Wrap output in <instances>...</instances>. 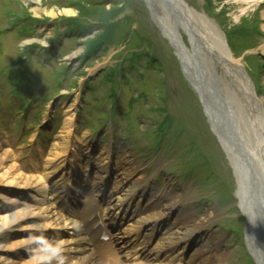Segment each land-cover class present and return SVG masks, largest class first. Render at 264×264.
<instances>
[{
  "label": "rangeland",
  "instance_id": "obj_1",
  "mask_svg": "<svg viewBox=\"0 0 264 264\" xmlns=\"http://www.w3.org/2000/svg\"><path fill=\"white\" fill-rule=\"evenodd\" d=\"M37 1L0 0V159L6 152L14 157L0 173V226L23 202L54 204L53 195L46 201L38 192H49L48 184L25 190L8 180L9 167L48 177V164L66 167L68 156L67 169L78 161H109L114 170L132 171L134 183L154 179L144 195L138 191L146 207L158 197L175 204L189 190L183 215L206 231L180 264L204 247L211 264H257L225 148L147 1ZM236 1L187 0L217 22L264 104V0ZM69 128L68 154L56 157ZM32 222L40 221L31 217L0 232V264H47L49 254L38 241L65 245L67 238L54 237V226L29 229ZM259 235L264 239L263 228ZM154 262L165 263L163 257Z\"/></svg>",
  "mask_w": 264,
  "mask_h": 264
},
{
  "label": "bare ground",
  "instance_id": "obj_2",
  "mask_svg": "<svg viewBox=\"0 0 264 264\" xmlns=\"http://www.w3.org/2000/svg\"><path fill=\"white\" fill-rule=\"evenodd\" d=\"M146 1L158 28L162 30L164 37L168 40L172 49H174L173 51L177 58L184 63V68L191 74L188 77L191 81V87L203 102L206 119H208L213 132L225 148L230 174L232 175L230 184L235 188V193L238 197L237 204L241 208L242 214L247 217L246 238L249 249L256 254L258 259L257 264H264V239L262 235H259L262 228L264 231V218H259V215L264 217V104L259 99L246 68L242 66L239 60L233 57L227 45L226 37L223 36L217 22L211 19L203 9L201 11L197 10L196 6H190L187 0ZM192 1L199 5V0ZM236 2L248 3L249 1L237 0ZM165 14H168L167 20L164 17ZM185 38L188 39V45L185 42ZM193 59L200 60L201 65L199 69L201 70L199 72L194 65V61H192ZM225 71L227 74L231 73L234 79L239 78L241 80L235 86L241 89L244 94L247 89L249 99H246V94L243 96V99L240 90L233 89L232 87L228 88L226 81L230 80L226 76ZM199 76L207 78L205 86H200L202 81L199 79ZM219 87L226 91L219 89ZM210 88H212L213 92H216L217 89L220 91L217 103H213L212 101L213 92H211L212 90L210 91ZM223 93L224 95H222ZM217 109L219 112H222V121L226 120L225 122L229 124V128L230 122H232V126L238 132V136L231 139V141L228 137L230 134L227 132L225 125L217 120ZM219 121L221 120L219 119ZM69 126L71 128V122ZM71 133L72 129L66 130V135L63 137L65 142L55 149L56 152L54 153L56 157L63 152L66 153L67 147L65 145L69 142L68 138ZM212 138L209 137L210 145L208 149L210 151L209 154L213 156L214 149L210 150L211 146H215ZM88 143L85 140V144L88 145ZM11 161H14L13 154L11 155V153L6 152L2 159H0V173ZM105 163L109 164V167L111 166L109 162ZM248 164L250 166L249 169H244ZM48 165L49 175L63 166L60 162L49 163ZM86 165L87 168L90 165L91 169L96 171H94L95 174L105 170V165H102L103 167L101 164L96 165L95 163H86ZM115 170L113 168L111 174L112 184L110 187L112 186V195L108 198L109 206L111 208L117 206V203L113 205L115 199L120 201L123 199L129 206L133 205L132 214L130 210L128 211L130 212L128 219L130 222L136 221V225H132L127 230L136 231L137 228L143 227L145 232L144 238L138 240L137 244L133 247L134 251L137 254H143L147 259H151L152 264H162V262H154L160 256L163 257V262H165L163 264H180L179 262L183 261L186 251L190 249L189 247L193 246V240L206 231L202 227L204 223L193 224L186 215H183L186 208L189 207V204H185L190 199L188 196L189 190H184L179 196L180 202L175 204L169 202V199H158V197L152 205L146 207L143 206L142 202L136 204L139 198L138 191L141 194L145 193V189L149 187V184L154 179L145 177L142 182L143 184H137L132 180V171L125 168L124 173ZM6 175L9 181L12 183L18 182V184L24 186L25 190L38 188L40 184L46 187L49 180L46 175L25 174L20 166L9 167ZM38 192L42 194V199L46 200L45 196H48V191L39 189ZM114 194L116 195L115 197L113 196ZM14 201L17 202L16 200ZM131 203L132 205H130ZM51 205L47 209L33 206L30 202H23L21 204L22 208L19 211H8L12 215V218L9 222H4L0 226V232L9 227V225L19 224L20 221L30 219L31 217L39 219L40 222L30 223L29 229L35 228L41 230L42 227L54 226L55 230L61 233L62 230L67 231V225L70 223L79 226L77 221L78 216L74 215L75 217L73 216L72 218L66 217V215L60 213L57 205ZM171 213L173 215L177 213L178 215L172 221H169V214ZM209 219H212V217ZM46 222L47 226L43 225ZM210 222L211 220H206V223ZM79 229L82 231L81 227ZM37 230L32 233H39ZM43 233L41 232L42 235H45ZM155 236L157 237L156 240H154ZM87 241L90 240L88 238H76L74 241H66L63 246L65 247L63 248L64 254H83L89 252L84 258H76L78 261H75V263H70L69 259L68 264H100L98 262L99 256L94 253L92 254L87 247H83ZM180 246L182 248L179 253L177 250ZM0 248L5 249L2 246ZM205 248L207 247L196 248L188 259V263H185L211 264L210 260L212 257L205 253ZM209 248L206 250L209 251ZM147 262L146 264H151ZM117 264L121 263L117 262Z\"/></svg>",
  "mask_w": 264,
  "mask_h": 264
},
{
  "label": "water",
  "instance_id": "obj_3",
  "mask_svg": "<svg viewBox=\"0 0 264 264\" xmlns=\"http://www.w3.org/2000/svg\"><path fill=\"white\" fill-rule=\"evenodd\" d=\"M192 61H194V65H195V67H196V69L198 70V72L201 70V69H199V67H200V65H201V63H200V60H196V59H193ZM181 66H182V69L185 71V73H186V76H187V78L191 75V74H189L188 73V71L184 68V63H182L181 62ZM198 67V68H197ZM195 68H194V70L195 71H197ZM225 74H226V76L228 77V79L230 80V81H226V85L228 86V88H233V89H236V90H240L241 92H242V98L244 99V97L243 96H245V94H246V99H249V97H248V92H247V89L245 90V94H244V92L241 90V89H239V88H237L235 85H236V83L238 82H241V80L239 79V78H233V75L231 74V73H229V74H227L226 73V71H225ZM205 75H207L206 73H205ZM249 76V75H248ZM204 78V79H203ZM199 79L202 81L201 82V84H200V86L202 85V86H205L206 85V82H205V80L207 79L206 77H200L199 76ZM188 80L190 81V79L188 78ZM250 80H251V78H250ZM207 81V80H206ZM252 81V80H251ZM191 82V81H190ZM197 87H199L198 85H197ZM208 87V86H207ZM221 87H219V89H220ZM221 89H223V88H221ZM212 90V88H210V91ZM211 92H213V90L211 91ZM219 93H220V91L217 89V91L216 92H213V99H212V101H213V103H217L218 101V95H219ZM216 111H218V109L216 110ZM217 113V112H216ZM222 118H223V115H222V112H219L218 111V113H217V120H218V122H221L222 124H224L225 125V127H226V130H227V132L231 135H227L229 138H230V141H231V139H234V138H236L237 136H238V132H236V130L234 129V127L232 126V122H230V128H229V124H227V122H225V121H222ZM219 119L221 120V121H219ZM249 164L244 168V169H249ZM250 176H251V174H250ZM249 176V177H250ZM262 218H264V217H262ZM261 218V219H262Z\"/></svg>",
  "mask_w": 264,
  "mask_h": 264
},
{
  "label": "clouds",
  "instance_id": "obj_4",
  "mask_svg": "<svg viewBox=\"0 0 264 264\" xmlns=\"http://www.w3.org/2000/svg\"><path fill=\"white\" fill-rule=\"evenodd\" d=\"M43 246L42 250L49 255L46 257L47 264H68L69 257L64 254V249L61 245L50 244L48 240L42 239L38 241Z\"/></svg>",
  "mask_w": 264,
  "mask_h": 264
}]
</instances>
